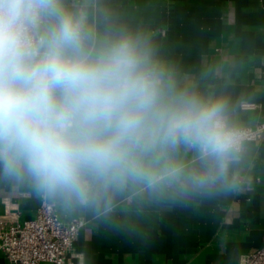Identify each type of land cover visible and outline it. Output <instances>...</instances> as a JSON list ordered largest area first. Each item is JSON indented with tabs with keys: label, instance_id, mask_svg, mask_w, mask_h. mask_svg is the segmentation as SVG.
I'll return each instance as SVG.
<instances>
[{
	"label": "clouds",
	"instance_id": "obj_1",
	"mask_svg": "<svg viewBox=\"0 0 264 264\" xmlns=\"http://www.w3.org/2000/svg\"><path fill=\"white\" fill-rule=\"evenodd\" d=\"M230 101L179 83L107 0H0V178L107 214L235 187Z\"/></svg>",
	"mask_w": 264,
	"mask_h": 264
},
{
	"label": "crops",
	"instance_id": "obj_2",
	"mask_svg": "<svg viewBox=\"0 0 264 264\" xmlns=\"http://www.w3.org/2000/svg\"><path fill=\"white\" fill-rule=\"evenodd\" d=\"M107 3L121 22L149 35L179 83L226 97L238 126L264 120V0ZM234 175L235 187L212 196L152 200L129 191L107 214L0 178V217L32 218L41 199L61 219L83 217L69 253L79 264H238L259 247L264 229V140L246 143Z\"/></svg>",
	"mask_w": 264,
	"mask_h": 264
},
{
	"label": "built area",
	"instance_id": "obj_3",
	"mask_svg": "<svg viewBox=\"0 0 264 264\" xmlns=\"http://www.w3.org/2000/svg\"><path fill=\"white\" fill-rule=\"evenodd\" d=\"M239 127L246 131L247 142L264 140V120ZM85 223L81 216L61 219L54 204L41 199L32 218L11 221L0 217V253L6 264H79L69 253ZM238 264H264V229L259 247L241 255Z\"/></svg>",
	"mask_w": 264,
	"mask_h": 264
}]
</instances>
